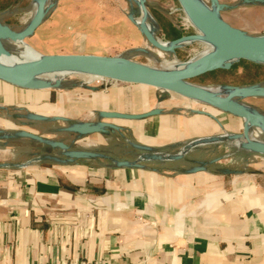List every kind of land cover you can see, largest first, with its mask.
Instances as JSON below:
<instances>
[{
  "label": "crops",
  "instance_id": "obj_1",
  "mask_svg": "<svg viewBox=\"0 0 264 264\" xmlns=\"http://www.w3.org/2000/svg\"><path fill=\"white\" fill-rule=\"evenodd\" d=\"M129 84L76 101L64 88L0 80V111L125 149L0 167V264H264V178L231 181L191 155L213 146L197 141L230 131L225 112L183 115L158 89ZM153 152L174 158L143 157Z\"/></svg>",
  "mask_w": 264,
  "mask_h": 264
},
{
  "label": "rangeland",
  "instance_id": "obj_2",
  "mask_svg": "<svg viewBox=\"0 0 264 264\" xmlns=\"http://www.w3.org/2000/svg\"><path fill=\"white\" fill-rule=\"evenodd\" d=\"M210 8L211 0H200ZM9 4L0 11V21L12 30L24 29L33 19L36 0H0ZM51 9L35 35L25 42L44 56L65 54H98L124 59L134 65L155 69H166L167 63L174 60L186 62L193 57L216 49L211 42L198 39L186 42L174 53L153 48L145 39L140 27L131 18L132 10L137 9L134 0H50ZM151 19L157 25L155 36L163 42H173L181 38L196 37L199 31L194 27L178 0H144ZM223 6L220 17L232 28L249 36L264 37V5L245 4L241 0H217ZM0 3V4H1ZM209 42V43H208ZM11 51L15 45L4 42ZM253 65L264 67L263 63L247 60L234 62L231 69L224 73L200 76L188 83L192 86L216 89L219 87L264 88V71ZM39 80V77L36 79ZM114 84L109 81H93L89 84L78 76H69L60 82V88L74 91V100H83L100 88ZM121 87H131L130 84ZM58 88V89H60ZM55 93L61 90L50 87ZM159 101L163 106H173L180 114L191 115L195 112L212 111L224 113L219 107L193 97H187L170 91L158 90ZM154 93V91L152 90ZM222 96V95H218ZM233 101L249 108L258 116L264 117V97L233 98ZM91 120H92V116ZM229 123L230 131H221L215 137H223L206 149L191 154L199 162L210 161L209 170L225 175L231 181L248 182L264 178V155L249 151L244 142V121L228 113L219 116ZM27 112L17 109L0 111V165L14 167L30 160L46 156L63 159V150L51 147L44 141L65 142L70 151L75 148L86 152L107 151L114 155H123L125 149L119 143L102 146L87 145L97 136L67 134L54 131L52 123L37 121ZM88 120V119H87ZM259 128L251 126L249 138L264 142V132L255 136ZM224 132V133H222ZM41 136L43 142L24 134ZM80 145H79V144ZM176 148L169 152H177ZM128 151V150H127Z\"/></svg>",
  "mask_w": 264,
  "mask_h": 264
},
{
  "label": "water",
  "instance_id": "obj_3",
  "mask_svg": "<svg viewBox=\"0 0 264 264\" xmlns=\"http://www.w3.org/2000/svg\"><path fill=\"white\" fill-rule=\"evenodd\" d=\"M38 5L31 22L22 30L15 31L8 26L2 24L0 21V56H9L11 51L4 45V42L13 44L22 43L34 55L32 61L14 66H6L0 62V80L18 85L21 87L42 89V88H60V82L56 81L54 85H49L46 81L36 80L41 75L55 71V70H73V69H88L98 80H121L131 84H141L156 89H167L179 95L193 97L201 101L219 107L223 112L242 119L245 122L244 139L247 143L246 148L249 151L260 153L264 155V143L251 140L248 135L249 127L261 125L264 132V117L253 113L249 108L233 101L234 95H229L224 98L221 103L215 98L207 95L202 89L204 87H197L192 89L185 85L191 80L216 70H228L232 67L234 62L240 60H247L255 63L264 64V37L249 36L239 30L229 26L221 17L220 12L223 6L218 4L216 0L214 14L207 16L197 7L193 0H178L183 11L186 13L193 25L204 34L209 42L216 46L212 54L211 62L204 68L199 69H155L144 66L134 65L124 59L99 56L90 54H65L44 56L38 53L34 48L25 42V40L34 35L37 28L44 22L48 11L52 7L49 0H36ZM245 4H261L264 5V0H241ZM140 6L149 13L144 0H140ZM153 47L168 53H174L181 45L186 42L197 39L196 37L181 38L173 42H162L161 40H154L150 36H146ZM183 42V43H182ZM182 82V83H175ZM182 84V85H181ZM258 88L249 96L264 97V88L261 86H253ZM231 90H238V88L226 87ZM244 89V88H242ZM247 96V97H249ZM75 131L79 133H89L95 129L76 128ZM34 140L43 142V138L34 134H24ZM223 140V137H214L207 140L197 141L194 145L204 143H215ZM51 147H59L63 150V155L69 159L78 158H94L98 154L86 151H70L69 146L59 141H44ZM145 159L165 161L172 159L173 156H166L160 153H148L143 156ZM35 160H53L60 161V158L46 156L37 158ZM117 166H138L137 164H130L127 162H114ZM6 167V165H0ZM202 169L204 165H201Z\"/></svg>",
  "mask_w": 264,
  "mask_h": 264
},
{
  "label": "bare ground",
  "instance_id": "obj_4",
  "mask_svg": "<svg viewBox=\"0 0 264 264\" xmlns=\"http://www.w3.org/2000/svg\"><path fill=\"white\" fill-rule=\"evenodd\" d=\"M134 1L136 2L137 9L132 10L131 18H133L134 22L138 25V27H140L139 30L142 32L146 41L151 45V43L148 41L146 36H150L152 39L157 40V41L160 40L155 36V33L157 32V29H158L157 25H155L150 15L148 13H145V11L141 8L140 0H134ZM193 1L197 5V7L201 10V12H203L205 15L212 16L214 14L216 0H211L212 5L210 6V8L206 7V5H204L203 2H201L200 0H193ZM48 2L50 3V0ZM37 5L38 3L36 1V6ZM196 38L200 40L201 42L203 41V43L204 42L206 43L207 41H209L207 37L204 34H202L200 31H199V35L196 36ZM14 45H15V50L13 53H11L9 56H0L1 64H4L6 66H14V65H19V64H25L33 60L34 55L31 53V51H29V49H27V47L24 44L17 43ZM151 46L153 47V45ZM214 51L215 49L203 55L193 57L192 59L186 62H180V61L174 60L172 62L167 63L166 68L167 69H191V70L204 68L211 62V57ZM69 76L81 77V79L82 78L85 79L87 84L93 81H96V80L97 81H109V80L95 79L96 77L88 69L55 70V71L47 72L41 75L39 77V80L46 81L49 85H54L56 81L63 80L64 78H67ZM109 82L129 84L128 82L121 81V80H115V81H109ZM175 83H182V82H175ZM185 85L191 87L192 89H197L195 86L188 85V84H185ZM200 89H202L207 95L215 98L216 100L222 103L224 101V98L228 97L229 95H234V98L242 99V98H246L247 96H249L253 91L257 90L258 88L248 87L244 89L231 90L226 87H219L216 89H213V88L212 89L200 88ZM158 90L170 91L167 89H160V88H158ZM172 93H175V92H172ZM218 95H222V96H218ZM245 125L246 124L244 122V126ZM262 133H263L262 127L261 125H259V128L254 132V134L257 137L261 135ZM251 140L256 141L255 139H251ZM243 146L245 147L247 146V143L245 140L243 142Z\"/></svg>",
  "mask_w": 264,
  "mask_h": 264
},
{
  "label": "trees",
  "instance_id": "obj_5",
  "mask_svg": "<svg viewBox=\"0 0 264 264\" xmlns=\"http://www.w3.org/2000/svg\"><path fill=\"white\" fill-rule=\"evenodd\" d=\"M1 3V2H0ZM9 4H7V3H1L0 4V11L1 10H4L7 6H8ZM254 67H256V68H259V69H261L262 71H264V67H261V66H258V65H253ZM231 69V68H230ZM224 72H226V70H222V69H220V70H216V71H213V72H210V73H207V74H205V75H211V74H218V73H224ZM204 76V75H203Z\"/></svg>",
  "mask_w": 264,
  "mask_h": 264
}]
</instances>
